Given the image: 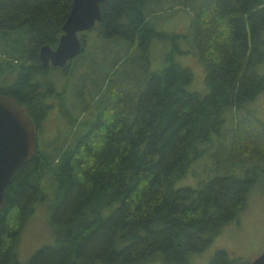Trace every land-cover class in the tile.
<instances>
[{"label": "trees", "instance_id": "1", "mask_svg": "<svg viewBox=\"0 0 264 264\" xmlns=\"http://www.w3.org/2000/svg\"><path fill=\"white\" fill-rule=\"evenodd\" d=\"M72 1L0 0V65L9 60L19 71L7 94L18 98L35 126L38 111L46 112L40 101L52 94L38 51L57 45ZM151 2L101 3L92 29L99 38L120 41V48L82 107L92 101L94 121L53 153L36 148L16 171L3 194L0 264L16 263L18 236L35 203L45 199L46 176L55 190L54 240L25 264H191V255L246 208L264 175V123L247 107L264 91V0H201L196 7V0H177L193 8L190 51L204 65L205 95L187 90L191 70L172 56L161 69L149 66L152 42L168 39L155 26ZM118 67L135 80L132 92L111 88ZM68 117L80 127L76 116ZM228 122L231 143L223 156L241 148L253 160L214 172L197 188L176 187ZM209 264L252 262L217 248Z\"/></svg>", "mask_w": 264, "mask_h": 264}, {"label": "rangeland", "instance_id": "2", "mask_svg": "<svg viewBox=\"0 0 264 264\" xmlns=\"http://www.w3.org/2000/svg\"><path fill=\"white\" fill-rule=\"evenodd\" d=\"M152 0L150 3L156 28L168 36L167 41H153L151 45V56H148L150 67L153 70L161 69L165 66L168 57L178 62L181 66L191 70L192 78L186 87L189 91H194L200 95L207 93L205 84L204 65L193 51L191 52L190 26L193 18V8L176 4L177 0ZM194 7L198 5V1ZM163 5V9L160 6ZM175 7H171L174 6ZM157 13H156V11ZM83 43L82 51L74 57L66 66V69L53 70L48 68L47 77L50 80L46 86L52 90L44 100L46 112L38 117H42L36 123V148L40 151L53 153L57 148L62 147L66 141L71 142L74 131L81 133L85 131L86 124L94 121L97 109L92 106V101L88 109L82 107L90 101L92 92L97 88L99 81L105 74V69L109 67L115 58V53L120 48V41L116 39L99 38L94 29H90L79 36ZM0 44L2 39L0 37ZM9 51V47H5ZM15 64V61H12ZM4 71L0 68V79L9 78L16 81L19 78V71L16 68H9ZM52 69V70H51ZM119 72V73H118ZM118 79H111L115 91H131L136 85L135 80H129L124 67H118ZM96 76V78H95ZM126 76V77H124ZM46 77V78H47ZM105 79V78H104ZM110 88V89H111ZM105 89V87H103ZM132 92V91H131ZM95 97V96H93ZM247 107L251 109L255 116L264 123V91L256 99L250 102ZM68 114L76 116L79 126L71 124ZM228 127V128H227ZM226 131L214 137L207 145L204 154L197 158L190 166L187 174L181 178L176 187L189 186L197 188L201 183L209 178L214 172H225L238 167L241 161H252L250 156L240 153L239 148L234 157H225L223 153L229 150L231 143L230 122L225 126ZM244 144H242V147ZM227 150H223V149ZM250 150L245 146L242 150ZM218 151V156L213 157V153ZM212 168L214 171H212ZM45 199L34 205L32 213L23 225L16 243V263L25 264L33 253L40 247L52 244L54 240V229L50 223L51 205L54 203V187L51 179L45 177L43 181ZM264 175L254 182L248 196L246 208L239 213L236 219L222 225L218 234L212 242L201 252L194 253L190 257L191 264H209L217 248L225 249L231 257L240 258L244 261L252 262L260 254L264 253ZM150 264H163L160 260Z\"/></svg>", "mask_w": 264, "mask_h": 264}, {"label": "water", "instance_id": "3", "mask_svg": "<svg viewBox=\"0 0 264 264\" xmlns=\"http://www.w3.org/2000/svg\"><path fill=\"white\" fill-rule=\"evenodd\" d=\"M105 1H72L57 45L52 48L45 44L39 48V61L44 68L65 67L81 53L83 43L79 33L90 30L100 21V5ZM35 150V124L31 116L14 96L0 93V212L5 204V188L16 171L32 159ZM252 264H264V253L252 260Z\"/></svg>", "mask_w": 264, "mask_h": 264}, {"label": "flooded vegetation", "instance_id": "4", "mask_svg": "<svg viewBox=\"0 0 264 264\" xmlns=\"http://www.w3.org/2000/svg\"><path fill=\"white\" fill-rule=\"evenodd\" d=\"M92 29V28H91ZM86 32V31H85ZM81 33H84V32H81ZM81 33H79V36L81 35ZM38 59H39V51H38ZM15 62H17V61H15ZM6 63H7V66L8 67H11V64L9 63V60H6ZM12 63V62H11ZM9 64H10V66H9ZM14 64V63H13ZM40 65H41V63H40ZM42 66V65H41ZM0 68H1V70H3L4 71V67H3V64L2 65H0ZM42 68H44L43 66H42ZM49 67H47V68H44V69H48ZM64 67H62V68H60V69H63ZM53 69V68H52ZM5 70H7V67L5 68ZM54 70H59V69H54ZM1 76V75H0ZM14 85H15V82H14V80H12V78L10 79L9 78V80L6 78H1L0 79V93H2V94H6V95H10V94H7V93H11V91H12V89L14 88ZM15 93H16V91H15ZM17 94V93H16ZM12 96V95H11ZM18 96H22V95H20V94H18ZM15 97V96H14ZM23 97L25 98V96L23 95ZM16 98V97H15ZM17 100H18V98H16ZM18 102H19V100H18ZM20 104H21V102H19ZM22 105V104H21ZM22 107L23 108H25L23 105H22ZM32 118V117H31ZM33 122H34V120H33ZM34 124H35V122H34ZM35 129H36V126H35Z\"/></svg>", "mask_w": 264, "mask_h": 264}]
</instances>
